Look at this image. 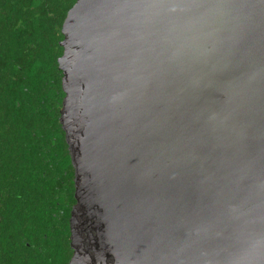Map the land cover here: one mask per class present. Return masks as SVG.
<instances>
[{
	"label": "water",
	"instance_id": "obj_1",
	"mask_svg": "<svg viewBox=\"0 0 264 264\" xmlns=\"http://www.w3.org/2000/svg\"><path fill=\"white\" fill-rule=\"evenodd\" d=\"M63 34L78 259L264 264V0H77Z\"/></svg>",
	"mask_w": 264,
	"mask_h": 264
},
{
	"label": "trees",
	"instance_id": "obj_2",
	"mask_svg": "<svg viewBox=\"0 0 264 264\" xmlns=\"http://www.w3.org/2000/svg\"><path fill=\"white\" fill-rule=\"evenodd\" d=\"M76 2L0 0V264H67L71 256L75 169L59 60Z\"/></svg>",
	"mask_w": 264,
	"mask_h": 264
},
{
	"label": "flooded vegetation",
	"instance_id": "obj_3",
	"mask_svg": "<svg viewBox=\"0 0 264 264\" xmlns=\"http://www.w3.org/2000/svg\"><path fill=\"white\" fill-rule=\"evenodd\" d=\"M74 183H75V177H74ZM75 191H76V184H75ZM0 204H1V202H0ZM76 204H77V200H76V196H75V202H74V204H72L71 216H70V219H69V235H68L69 241H68V244H69V247H70V250H71V256H70L69 262L67 264H94V261H95L96 264H98L99 258L95 259L96 254L93 253L92 251H90V253H89L90 255H88V253L85 254V252H84L83 253L84 257L79 260L78 259L79 254L78 253L76 254L74 249H73V247H72V245L77 244L75 242L74 238H73V233H72V231H73L72 224L73 223H72V220H71L72 217H73L74 207H75ZM47 236H48V233L45 231L44 232V237L42 239L43 243L46 242ZM84 259H85V261H83Z\"/></svg>",
	"mask_w": 264,
	"mask_h": 264
}]
</instances>
